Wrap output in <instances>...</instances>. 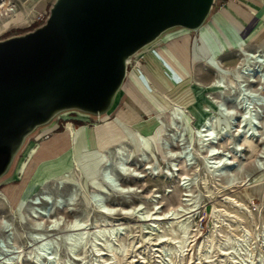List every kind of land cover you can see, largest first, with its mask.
<instances>
[{
  "label": "rangeland",
  "instance_id": "1",
  "mask_svg": "<svg viewBox=\"0 0 264 264\" xmlns=\"http://www.w3.org/2000/svg\"><path fill=\"white\" fill-rule=\"evenodd\" d=\"M0 2V4H5V6L8 4L7 8L10 9L7 15L3 11H1L0 14V39H2L11 35L23 33L38 26L49 14V8L54 0H0ZM214 9L213 7L212 11ZM40 16H42V19L39 18ZM215 21H217L216 18ZM212 29L223 41L222 34L214 28V25H212ZM189 33L192 34L191 46H193L195 44V39L193 37L194 32L180 30L168 35L160 43L155 44L144 53L133 57L131 63L128 64V75L124 88L128 85L127 91L139 103L142 109L148 113V120L140 124L139 128L146 130V134H150V131H152L153 134L150 135V150H147L144 154L135 151L132 142L128 143L126 151L127 161L124 167H121L123 169L117 167L116 154L110 147L113 141L108 142V140L106 141L105 139L99 140L104 133L111 134L112 139L116 140L120 137V134H117L116 131L120 129H116L114 126L109 125L105 129L100 130L97 140L93 130H88L95 124H97L96 126L105 125V118H83L76 113H65L55 121L54 125L49 128L50 130L39 131L27 140L26 145L16 157L10 172L0 180V198L8 199L7 193L11 190L15 194L21 192L18 196V202L23 200L20 205L13 204L9 202V200L3 207L0 205V218L8 227V231L5 234L0 233V245H3L6 251L12 250L18 246L27 250V246H29V244H26V238L29 237L34 228L31 222H29L27 212L24 208L27 203L26 197L33 202L40 201V204L35 205L36 208L42 207L44 203H48L47 207H51V203L56 199H60L59 197H62L58 196V194L60 192L64 194L68 189V183L66 184V188L64 184H60V191H56L51 184L52 181L49 180L53 176L60 174V171L63 172L59 162L63 161L62 158L64 159L67 153L65 154L66 156L60 157V159L53 160L52 162H43L41 165L38 164L23 189L22 185L33 168L35 162H30V160L34 158L40 144L42 145L45 143L48 137L53 136L55 133L65 132L66 126L71 123L79 128L77 131L79 155L77 157L73 155L70 156L71 164L69 167L64 168V174H68V178H71V180L76 183L78 190L76 213L85 214L88 212L89 220L94 221L96 218L101 219L103 218L102 216H105L100 211H104L103 206H105V208L113 209L115 213L113 217L119 218V222L127 223L130 227L126 230L117 229L112 234L113 238L111 239H114L116 243L119 242L120 236L122 235L121 240L124 241L123 238L125 239L124 242L129 244L128 250H130L128 251L127 257L124 258L125 260H123L125 263L119 258V260L116 258L115 262L112 264H140V262L141 264H172L170 261L171 256L169 252L165 250L173 244V241L169 239L171 235L169 234L166 236L164 243H157V235L163 231L162 225H157L153 227V229L151 227L140 226L139 223H135L134 218H126L123 214L121 215L120 208L141 203L143 208L134 211V215L141 216L144 214L145 209L151 207V196L158 202L159 210H165L171 205H176L182 197V194L190 195L186 197L184 195L183 198H190L192 201H195V203H197V209L190 214L191 218L188 221V234L192 236L191 238H193L194 243L192 242L189 246L190 249L188 248L182 257L176 258L177 264H237V262L242 264H264V182L246 189L243 187H229V185L226 184L225 177L216 176L210 167L211 163L203 160L205 147L198 141L196 134L190 132V128L194 129L201 121V114L199 111L200 101H194L193 97L188 98L189 95H191V84L196 86L194 82H197V90L201 93L202 85L211 81L215 76V71L210 66L204 65L201 61L193 57L194 52L190 49ZM186 35L189 37V43H184L185 45L187 44L186 46H188V49L184 47H180V49L183 50L189 61H191L192 79L189 85L188 83H183L179 84L176 88L180 89L181 87L180 90L186 87L188 88L185 93L182 94L178 93L179 90L177 96L182 97L180 104L183 108L185 107V112L191 117V121L185 124L184 119L177 120L176 127L172 126L163 130L165 127L163 126L165 119L162 117V121L157 120L156 106L162 112L165 110V106L153 95L150 90L151 88L143 84L137 75V70L140 69L145 74L146 71H144L143 67L147 66L154 74L156 72V76L167 86L165 89V96L168 99L174 98L176 95L175 92L177 91L176 88L168 86L151 61L152 57L161 59L163 55L166 61L172 63L173 59L170 53V56L168 55V51L180 56L178 51L179 48H177L173 40L179 39L177 41H179V45L182 46L183 37ZM245 44L247 45V43ZM198 48L203 53H206V49L203 45L198 44ZM261 49L264 50V47ZM233 53L230 54L229 58H223L225 63L229 62L226 65H232L237 60L236 51L233 50ZM163 67L166 71L169 69L165 63ZM150 86L152 85L150 84ZM123 99L124 95L121 92L115 109L117 106H120L119 101ZM129 100L131 101L130 98ZM212 108L215 109L214 107ZM260 114H257L259 118L255 130L247 131L246 127H240L242 132H238L239 128L234 126L229 129L233 131L236 128V131H233L234 141L230 139L228 140L229 142H227L226 134L222 137L224 138V142L220 140V142H223L222 148L220 149H224V152H228L232 147H234L235 150V145L236 148H240L236 149L239 155L238 160L233 165H230L225 173L226 176L229 175L232 180L257 179L264 174V164L258 165V163L253 164L252 162L260 142L264 143V139L260 140V142L258 141V134H261L264 129V113L263 116H260ZM182 116L184 117V115ZM216 116H218V114H216ZM89 133L90 142L92 144L89 149V154L91 156L93 150H96V148H105L103 151L106 152V154L99 159L95 158L89 160L87 153H84L83 146L85 141L88 140L87 135ZM230 134L231 132L229 135ZM141 158H144L145 161H141ZM133 168H136L139 175H141L136 182L138 186L137 191L132 193H120L110 186H106V189L101 190L102 194L100 196L97 195L99 198L105 200L104 204L96 206V202L91 197L93 194H90V199H88L90 191L99 185L97 184V177L101 175L102 172L109 170L113 180L117 183L119 180H124L127 171H131ZM23 175L24 178L22 180ZM184 177H186V179H184ZM44 186L47 187V190H42ZM219 189H223L221 193H218ZM225 194H232L233 197L243 203L246 208L242 210L237 220L230 217L229 213L235 208L232 207L231 201L224 198ZM67 215L70 216L71 214L68 213ZM244 228H249L252 231L254 239L250 240V244L237 245L238 247H236L240 250L238 254H236V252L228 255L225 253L230 252L231 249H223L214 246L211 257L205 259L197 250V245L201 244L202 241L204 242L207 238H214L215 244L222 238L221 236L227 234L230 229L238 231ZM102 245L103 243H100L98 248L101 249L102 252H105L104 246ZM51 246L52 249L50 252L58 247L61 256H64L66 253L65 244L61 241H58L57 244H51ZM80 250L89 254L87 259H89L90 264H104L102 261L96 262L94 260V258L97 257L96 250L90 242L82 245ZM250 254L251 259L248 258ZM104 257L107 258L106 256ZM127 260L130 261L127 263ZM22 264L33 263L29 260H24ZM74 264L87 263L80 260L74 261Z\"/></svg>",
  "mask_w": 264,
  "mask_h": 264
},
{
  "label": "bare ground",
  "instance_id": "2",
  "mask_svg": "<svg viewBox=\"0 0 264 264\" xmlns=\"http://www.w3.org/2000/svg\"><path fill=\"white\" fill-rule=\"evenodd\" d=\"M7 5L5 6V4H0V14L1 11L5 12L6 15L8 14L10 9L7 8ZM214 28L217 31H220L219 27L214 26ZM199 34L200 43L196 42L197 44H194L193 57L201 61L204 65L210 66L215 71V76L211 79L210 82L202 85L201 93L197 90L198 83L194 82V84H196V86L193 85V88L196 92V99L193 100L200 101L199 111L201 114V121L197 124V127L194 128L195 130L190 128V132L195 133L198 141L205 147V155L203 157V160L205 162L211 163L210 167L212 168V171L216 176L225 177L226 184L229 185V187H243L244 189H246L248 187L255 186L261 182H264V174L257 179L250 178L248 180H232L230 176H226L225 173L228 170V167L236 163V161L238 160L239 155L236 152V149L240 148H236L235 145V150L234 147H232L233 149L228 148V152H224V149L221 150L220 148H222L221 146L224 142V138L222 137H224L225 134L227 135V142H229L228 140L230 139L234 141L233 131H236V128H239L238 132H242V130H240V127H247V131L254 130L253 127L250 126L251 121H253L251 120L250 115L251 109H249V106L244 105L241 100L236 101L238 95L236 94L235 89L236 87H239L241 85L240 81L244 80L248 81L250 83L249 86L256 92H260V95L264 96V59L260 57H264V50L261 49L262 47H264V41L261 42L257 40L252 47L246 45L245 41H240L239 44H235L234 50L236 51L237 60L232 66L226 67L222 65L221 58L216 54V48L209 34H207L205 30H200ZM188 40L189 37L187 35L184 36L183 44L184 42L187 43ZM198 44L204 46V48L206 49V53H203L198 48ZM223 44L227 47L231 45L229 40L228 43L223 40ZM178 51L180 56H177L175 53L168 51V55L170 53L173 59L172 63L166 61L163 55L161 56V59L152 57L151 61L155 65L156 70L160 73L163 80H165V82L168 84V86H171V88H176L177 86H179V84L183 83H188L189 85L190 80L192 79V66L190 64V61L183 51H181L180 49H178ZM164 63L169 68L167 71L163 67ZM143 68L146 73L144 74L143 71L138 69V77L146 87L151 88L150 90L153 95L165 106V110L163 112L160 111V109L156 106L157 120L162 121V117L165 119L163 125L165 127L163 130H166L167 128H170L172 126L176 127L177 120L184 119L185 124L190 122L191 117L186 114L184 109L185 107L183 108V106L180 104V102L182 101V97L177 96L178 93H185L188 88L182 87V90H180L181 87L180 89L176 88L177 91L175 92V97L168 99L165 96V89L167 86L162 83L163 81H161L156 76V72L154 74L147 66H144ZM150 84L153 87L150 86ZM263 100L264 99H262V101ZM227 102L231 103L230 107L224 106L223 110H218V104L227 105ZM261 104L262 102L260 101L259 103L257 102L252 105L254 114L259 111L261 113H259L260 116H263L264 106H262ZM212 107H214L215 109H213ZM146 114L148 113L146 112ZM216 114H218V116H216ZM182 115H184V117ZM258 115L256 117V122H258ZM120 119L118 117L115 119L118 121V123L121 124V126L118 125L120 130L116 131L117 134H120V137L114 140L112 139L111 134L104 133L99 138V140L105 139L106 141L108 140V142L113 141V144L110 147L116 154L117 167L119 169H123L121 167H124V164L127 161L126 151L128 143L132 142L134 145V150L138 153L144 154L147 150H150V135H152L153 133L152 131H150V134H146L147 131L144 129H140L139 124L126 123ZM96 125L97 124L93 125L92 127ZM234 126H236V128L233 131H230L229 129L233 128ZM78 130L79 128L77 126H73L72 124H68L66 126L65 132L68 137V152L67 156L64 159L62 158L63 161L59 162L63 172L60 171V174L55 175L49 179L50 181H52L51 184L54 186L52 187L56 191H60V184H64L66 188V184L68 183V189L64 192V194H61V192L58 194V196L62 197H59L60 199H56L53 203H51V207H47L48 203H44L42 207L36 208L35 205L40 204V201L33 202L31 199H28L26 197L27 203L25 204L24 208L27 212V218L34 228L29 237L26 238V244H29V246H27V250H24L22 247L18 246L12 250L6 251L3 248V245H0V264H22L24 260H29L33 264H74V261L83 260L84 263L90 264L89 259H87L89 254H87V252L85 251L80 250L82 245H85L87 242H90L96 250L97 257L94 258L96 262L102 261L104 264H112L113 262H115L116 258H119L121 261H123L125 260L124 258L127 257L128 251H130L128 250L129 244L124 242V238V241L121 240L122 235L120 236V240L117 243L114 242V239L111 238H113L112 234L117 229L126 230L130 227L127 223L125 224L119 222V218L113 217L115 213L113 212L112 208L109 209L103 206L104 211H100L105 216H102L103 218L101 219L96 218L94 219V221L89 220L88 212H86L85 214L76 213V206L78 204V190L76 187V183L71 180V178H68V174H64V168L70 166V156L73 155L74 157H77L79 155L77 147ZM112 132L115 131L113 130ZM230 132L231 134L229 135ZM87 136L88 140L85 141L83 149L84 153H87L89 160L95 158L99 159L101 156L105 155L106 152L103 151L105 150V148L101 147L93 150L92 156L89 154V149L92 145L90 142V133ZM262 139H264V129L261 134H258V141L260 142V140ZM220 140H223V142H220ZM236 144L238 145L237 142ZM140 160L145 161L144 158H141ZM252 162L253 164L258 163V165L264 164V143L260 142V145L256 150V153L254 154ZM125 177L126 178L124 180H119L116 183L110 175L109 170H107L106 172H102V174L98 175L97 177V184L99 185H97L96 188L90 191L88 199H90V194H93L91 196L92 199L96 202L97 199L95 200L94 198H98L97 201H99L96 202V206L104 204L105 200L99 198L98 196L102 194L101 190L107 188L106 186H110L120 193H132L137 191L138 186L136 182L141 177L137 169L133 168L131 169V171H127ZM184 179H186V177H184ZM42 188V190H44L47 187L44 186ZM222 190L223 189H219L218 193H221ZM20 193L21 192L15 194L13 193V191L9 190L7 193L9 198H0V205H2L3 207L4 205H6V202L8 200L13 204L20 205V203L23 201L22 200L18 202V196ZM184 195L185 197L190 196L188 194H182V197L179 199V202L176 203V205H171L165 210H159L158 202H156L155 199L151 196V207L149 209H145L144 214H142L141 216L134 215L135 210L143 208L141 203H137L125 208H120L121 215L123 214V216L126 218H134L135 223H139L140 226L151 227L153 229V227L157 225H162L163 231L157 235V243H164V241L166 240V236L169 234L171 235L170 238H168L173 241V244L169 247L166 246L167 249L165 250L169 252L171 256L170 261L172 262V264H177L176 258L182 257L185 254L186 250L188 248L190 249L189 246L193 242V238H191L192 236H189L188 234V221L191 218L190 214L197 209V203H195V201H192V199L190 198H183ZM224 196L225 199L232 202V207L235 208L232 212L229 213L230 217L234 220H237V218L240 217L242 210L246 209L244 207V204L236 200V198H234L232 194H225ZM68 213L71 215L68 216ZM217 221L221 222L220 220ZM7 231V224L0 218V233L5 234ZM221 237L222 238H220L219 241L215 244L214 238H207L204 242L202 241L201 244L197 245V250L205 259H209L211 257L214 251V246L223 249H231L230 252H227L225 254L231 255L232 253L236 252V254H238L240 251L237 248L238 246L246 243L248 244L251 239H254V236H252V231L249 228H244L238 231L230 229L227 234ZM58 241H61L65 244L66 253L64 254V256L60 255V250L58 247H56V249L52 252L46 250L45 248L48 244H57ZM100 243H103L102 246H104L105 252H102V250L98 248V245H100ZM104 256H106L107 258H105ZM250 257L251 254L248 258ZM128 261L130 260H127V263ZM237 264L242 263L237 262Z\"/></svg>",
  "mask_w": 264,
  "mask_h": 264
},
{
  "label": "water",
  "instance_id": "3",
  "mask_svg": "<svg viewBox=\"0 0 264 264\" xmlns=\"http://www.w3.org/2000/svg\"><path fill=\"white\" fill-rule=\"evenodd\" d=\"M214 4L54 0L38 26L0 39V180L27 140L63 114L108 117L129 61L170 34L199 32Z\"/></svg>",
  "mask_w": 264,
  "mask_h": 264
},
{
  "label": "crops",
  "instance_id": "4",
  "mask_svg": "<svg viewBox=\"0 0 264 264\" xmlns=\"http://www.w3.org/2000/svg\"><path fill=\"white\" fill-rule=\"evenodd\" d=\"M213 7L215 9L212 11L209 19L207 20V23L200 30H205L207 34H209L216 48V54L221 58L222 65L230 67L234 63L232 65H226L229 62L225 63L223 58H229L230 54L233 53L235 44H239L240 41H245L249 47H252L257 40L261 42L264 41V0H215V4ZM215 18L217 19V21H215ZM212 25L220 28L219 33L222 34L221 36L223 37L224 41L228 43L229 40L231 44L230 46L228 45L229 47L223 44L222 39L216 32H213ZM200 30L197 33H193V37L197 35V38L194 42L195 44L200 42ZM189 34L191 49L192 34ZM255 37L257 38L255 39ZM177 40L179 39L173 40L177 48L180 49V47H184L188 49V46H186L187 44L185 45L184 43L182 46H180L178 43L179 41ZM180 50L183 51L182 49ZM127 88L128 85L120 91V93L122 92L124 95V99L122 101H119L120 106H117V108L112 111V113L108 117H104L106 122L105 125H98L94 127L88 126L90 127V129L88 130H93L96 140L98 139L100 130L105 129L109 125L114 126V128L116 129H119L118 125L121 126V124L118 123L117 120H115L117 117L119 119L121 118L120 120L126 123L139 125L145 123L148 120L147 118H149V116L142 109V107L138 105L139 103L130 95V93L127 91ZM191 88V95H189L188 98L193 97V99H196V92L193 88V85H191ZM129 98L135 105L129 100ZM130 113H132L133 115ZM53 125H51V127ZM49 128L50 127L46 128L45 131L50 130ZM67 139L68 137L66 132L55 133L53 136L48 137V140H46L45 143H43L42 145L40 144L38 150L34 155V158L30 160V162L34 161L35 163L31 172L23 183L22 189L28 183V179H30L33 171L38 164L41 165L43 162H52L53 160H57L60 159V157L62 158L66 156L65 154L68 152ZM24 175L22 177V180L24 178Z\"/></svg>",
  "mask_w": 264,
  "mask_h": 264
},
{
  "label": "built area",
  "instance_id": "5",
  "mask_svg": "<svg viewBox=\"0 0 264 264\" xmlns=\"http://www.w3.org/2000/svg\"><path fill=\"white\" fill-rule=\"evenodd\" d=\"M40 19H42V16H40L39 17ZM45 19V18H44ZM260 57H262L263 59H264V57L263 56H260ZM131 63V61H129V64ZM128 72V71H127ZM241 83V85L239 86V87H236V89H235V91H236V94L238 95V98H237V100L236 101H239V100H241V102L244 104V105H246V106H249L250 108L249 109H251V112H250V115H251V120H253V121H251V127H253V129L255 130V125H256V121H257V115L256 114H259L260 112L258 111V112H256V114H254V110H252V105L254 104V103H259L260 101L262 102V106H264L263 105V102H264V100L262 101V99H264V96H261L260 95V92L258 93V92H256L253 88H251L250 86H249V82L248 81H240ZM263 92H264V88H263ZM227 105H220V104H218L217 105V107H218V110H223V107L225 106V107H230V103H226ZM260 105V106H261ZM249 116V115H248ZM256 119V120H255ZM247 128V127H246ZM249 133H251V132H249Z\"/></svg>",
  "mask_w": 264,
  "mask_h": 264
},
{
  "label": "trees",
  "instance_id": "6",
  "mask_svg": "<svg viewBox=\"0 0 264 264\" xmlns=\"http://www.w3.org/2000/svg\"><path fill=\"white\" fill-rule=\"evenodd\" d=\"M194 46V45H193ZM193 46H191V51L193 52Z\"/></svg>",
  "mask_w": 264,
  "mask_h": 264
}]
</instances>
